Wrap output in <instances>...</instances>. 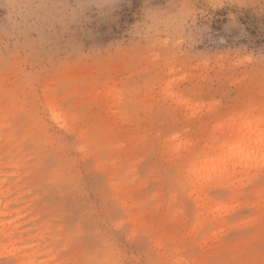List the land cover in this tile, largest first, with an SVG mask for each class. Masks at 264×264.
<instances>
[{"label":"rangeland","instance_id":"obj_1","mask_svg":"<svg viewBox=\"0 0 264 264\" xmlns=\"http://www.w3.org/2000/svg\"><path fill=\"white\" fill-rule=\"evenodd\" d=\"M252 128L264 0H0V264H264Z\"/></svg>","mask_w":264,"mask_h":264},{"label":"bare ground","instance_id":"obj_2","mask_svg":"<svg viewBox=\"0 0 264 264\" xmlns=\"http://www.w3.org/2000/svg\"><path fill=\"white\" fill-rule=\"evenodd\" d=\"M242 132L243 130H240L238 133L234 134V136H237ZM221 147L228 148L226 157L229 155L230 159L246 158L248 161H253L259 155L264 156V152H262L264 149V128H252L249 133L244 134L241 139H236L233 142H230L229 140L224 141L221 144ZM210 161H212V159L205 161L202 164L196 162L192 165L190 171L194 173H199L200 171L205 172L206 170L211 169ZM237 164L238 163H234V167L228 168L227 172H234Z\"/></svg>","mask_w":264,"mask_h":264}]
</instances>
